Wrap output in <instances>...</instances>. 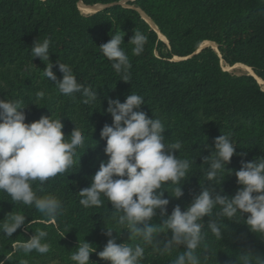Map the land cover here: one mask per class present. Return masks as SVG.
<instances>
[{"label":"trees","instance_id":"trees-1","mask_svg":"<svg viewBox=\"0 0 264 264\" xmlns=\"http://www.w3.org/2000/svg\"><path fill=\"white\" fill-rule=\"evenodd\" d=\"M78 2L104 8L84 15L77 8ZM135 31L147 36L139 56L133 55V45L128 43ZM114 34L124 36L121 47L131 62L128 82L121 79L99 49ZM37 39L50 40L49 58L58 79L63 77L56 63L59 61L70 66L85 86L97 89L98 99L93 104H83L79 93L75 98L60 94L55 82L43 76L48 61L31 56ZM203 41L215 43L217 51L204 46L197 52ZM221 61L228 66H248L264 83V0H0V99L21 100L26 123L52 115L53 119H61L66 136L76 125L86 138L84 148L77 150L72 173L50 179L42 191L38 181L33 184L38 196L52 194L62 200L65 210L55 223L34 206L15 205L0 192V223L7 213L26 215L25 224L10 238L0 233V260L10 255L12 260L6 264H73L70 257L79 242L92 244L96 252L103 250L109 239L104 234L106 227L121 231L113 232L117 243H143L137 237L129 239L128 230L116 224L114 209L106 198L100 208L85 209L79 203L78 192L90 186L101 160H107L106 139L100 138V131L106 123H112L106 111L109 98L124 102L131 93L141 95L145 103L140 110L162 120L166 142H182V148L173 150L174 154L193 161L182 184L184 195L179 199L171 196V187L169 193L164 192L170 201L167 215L176 205L186 210L202 191L201 186L219 184L223 179L216 191L234 195L241 187L234 174L241 161L264 156V89L248 73L225 70ZM40 91L45 93L42 100L36 98ZM223 133L230 134L236 144V154L226 165L233 172L208 182V164L203 158L211 155L215 138ZM219 211L217 206L212 217H203L207 246L197 249L202 264H238L243 254L249 255L253 264L255 256L264 258V237L250 230L245 221L248 214L229 220L218 217ZM164 218L157 210L151 222L159 225ZM211 219L224 227L223 239L217 240L211 233ZM36 229L48 233L42 241L50 245L48 253L33 251L25 255L12 250L14 241L31 238ZM166 238H171L170 231L157 237L160 241ZM183 250L181 246L171 254H161L148 246L141 264H172ZM96 252L90 253L91 261L111 264Z\"/></svg>","mask_w":264,"mask_h":264},{"label":"clouds","instance_id":"clouds-1","mask_svg":"<svg viewBox=\"0 0 264 264\" xmlns=\"http://www.w3.org/2000/svg\"><path fill=\"white\" fill-rule=\"evenodd\" d=\"M123 37L114 34L108 42L99 45V49L112 62L113 69L120 74L121 79L128 82L131 62L121 47ZM128 43L133 45V55L139 56L144 51L147 36L135 31ZM49 49V39L42 42L37 39L31 47L32 58L48 61L43 76L55 82L60 94L75 98V94L79 93L83 104H93L98 99L97 89L85 86L70 66L59 61L56 63L63 77L58 79L49 58ZM44 97L43 91L36 93L38 100ZM144 103V98L136 93L128 95L124 102L118 98L108 99L106 111L111 114L112 123H106L100 131V138L106 139L104 153L107 160H101L90 186L78 192L79 203L85 209L102 207L106 198L114 209L112 218L116 224L122 230H128L129 239L137 237L143 243H117L113 232L121 231L106 227L104 234L109 239L103 250L96 252L92 244L85 240L79 242L77 250L70 257L73 264H96L90 260V253L93 252L111 264H141L148 246L161 254H171L174 249L184 246L185 250L177 255L172 264H202L197 249L207 246L202 231L203 217H212L217 206L220 211L216 215L229 220L237 215L244 217L247 213L245 221L250 230L264 237V156L253 161H241L240 169L234 173L241 187L234 195H221L216 191L223 179L219 184L201 186L202 191L193 198L186 210L182 211L176 205L171 214L167 215L170 201L164 192L169 193L168 187H171V196L179 199L184 195L182 184L188 177L193 161L180 159L174 154L173 150L179 151L182 148V142H166L163 135L165 124L160 118L149 117L141 111ZM23 107L21 100L0 99V192L6 193L15 205L20 203L34 206L50 222L55 223L56 218L65 210L62 200L52 194L38 196L33 184L38 181L42 191L43 185L50 179L72 173L77 163V150L85 146V133L75 125L71 134L66 136L62 131L61 119H53L52 115L26 123V114L21 110ZM234 154L236 144L230 134L223 133L215 138L214 151L203 158L204 163L208 164V182L217 181L225 172L232 174L233 170L226 168V165L231 162ZM220 192H223L222 188ZM157 210L161 217L166 216L159 225L151 222ZM5 218L0 223V233L9 238L26 221V215L20 213H7ZM208 228L217 240L223 239L222 225L211 219ZM169 231L170 239H157L160 233ZM47 235L46 231L36 229L31 238L14 241L11 244L12 250L22 251L25 255L33 251L46 254L51 250L48 243H42ZM11 260L10 255H5L0 264ZM255 260L256 264H264V258L255 256ZM238 264L253 262L249 255L243 254Z\"/></svg>","mask_w":264,"mask_h":264},{"label":"bare ground","instance_id":"bare-ground-1","mask_svg":"<svg viewBox=\"0 0 264 264\" xmlns=\"http://www.w3.org/2000/svg\"><path fill=\"white\" fill-rule=\"evenodd\" d=\"M79 8H81L82 10H85V11H86V10H94V7H92V6H91V7H87V6H84V5L80 4V3H79ZM143 17H144L146 20H148L147 17H145L144 15H143ZM154 28H155V27H154ZM155 30H156V29H155ZM156 32H157L158 36H159L161 39L165 40L164 37L160 34L159 31L156 30ZM202 43H204V44H208V45H210L211 47H213V49L216 50L215 44H214L213 42H210V41H204V42H202ZM223 68H224L225 70H229V71H233V72H244V73H248V74H252V75H253V72H252L251 68H249L248 66H246V65H244V64H241V63H236V64H234V65H232V66L225 65V66H223ZM239 74H240V73H239ZM255 77H256V76H255ZM256 79H257V81H258L259 84L263 83L262 80L259 79L258 77H256Z\"/></svg>","mask_w":264,"mask_h":264},{"label":"rangeland","instance_id":"rangeland-1","mask_svg":"<svg viewBox=\"0 0 264 264\" xmlns=\"http://www.w3.org/2000/svg\"><path fill=\"white\" fill-rule=\"evenodd\" d=\"M79 3L80 2H78L77 3V8H78V10L80 11V13L81 14H84V15H86V14H90V13H93V12H96V11H98L99 9H98V6L97 5H100V4H96V5H93L92 7H94V10H82L81 8H79ZM121 4H125V1H121L120 2ZM80 4H82V3H80ZM83 5V4H82ZM87 7H91V6H87ZM98 9V10H97ZM143 15L144 14H142V17H143ZM145 16V15H144ZM146 17V16H145ZM144 18V17H143ZM148 19V18H147ZM147 21H149V19L147 20ZM149 23L152 25V23L149 21ZM153 27V26H152ZM161 34V33H160ZM162 35V34H161ZM159 37V36H158ZM164 37V36H163ZM160 38V37H159ZM161 39V38H160ZM165 39V38H164ZM163 40V39H162ZM165 42H166V39L164 40ZM204 42V41H203ZM215 44V43H214ZM205 45H208V44H204V43H201L200 44V47L201 46H205ZM210 46V45H209ZM215 47H216V51H217V46H216V44H215ZM213 48V47H212ZM215 50V49H214ZM221 65H222V67L223 66H225L226 64L223 62V61H221ZM227 71H229V70H227ZM229 72H231V73H235V74H243L244 72H233V71H229ZM260 86L262 87V89H264V83H261L260 84Z\"/></svg>","mask_w":264,"mask_h":264},{"label":"water","instance_id":"water-1","mask_svg":"<svg viewBox=\"0 0 264 264\" xmlns=\"http://www.w3.org/2000/svg\"><path fill=\"white\" fill-rule=\"evenodd\" d=\"M98 6V9L100 10V9H102V8H104V6L103 5H97ZM97 9V10H98ZM151 27H152V25L149 23V21H147L145 18H143ZM205 46H209V45H205ZM202 47H204V46H201V47H199L198 48V50H197V52L202 48ZM211 47V46H210ZM249 75H251V76H253L254 78H256L255 77V75H254V73H253V75L252 74H249Z\"/></svg>","mask_w":264,"mask_h":264}]
</instances>
